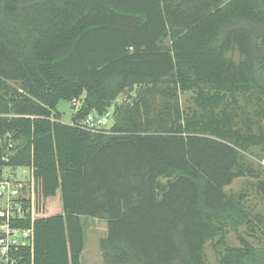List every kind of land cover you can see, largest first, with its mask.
<instances>
[{
  "label": "trees",
  "instance_id": "obj_1",
  "mask_svg": "<svg viewBox=\"0 0 264 264\" xmlns=\"http://www.w3.org/2000/svg\"><path fill=\"white\" fill-rule=\"evenodd\" d=\"M263 120L264 0H0V173L31 172L24 264H82V218L106 222L108 264H209L207 241L217 264H264V214L225 189L250 177L264 196ZM239 225L262 244H228Z\"/></svg>",
  "mask_w": 264,
  "mask_h": 264
},
{
  "label": "rangeland",
  "instance_id": "obj_2",
  "mask_svg": "<svg viewBox=\"0 0 264 264\" xmlns=\"http://www.w3.org/2000/svg\"><path fill=\"white\" fill-rule=\"evenodd\" d=\"M189 94H184L181 96L182 100L188 98ZM122 97L120 96L119 100ZM56 110L60 113L61 122L70 123L74 113L73 104L69 100L60 99L56 104ZM109 120V119H108ZM108 123V122H107ZM264 123V120H263ZM107 125V124H106ZM253 163L257 169H260L261 178L264 179V165L259 164L256 159H253ZM263 166V167H262ZM30 169L26 167H18L10 171L9 168H4L3 173H12L17 178H26L29 174ZM31 173V172H30ZM256 180L250 177H240L233 180V182L228 185L225 189L229 193L237 194L241 191L246 190L248 192V198L246 204L252 207V213L259 212L264 214V196L258 194L255 186ZM84 224V247L81 254L82 264H108L103 260L102 253L100 250L101 239L106 236L107 225L104 220L96 218H82ZM256 234L261 238V234ZM243 237L250 241L254 245L262 244L261 240H257L254 236L248 234V230L245 225H239L236 228H229L227 233V243L231 245H240V238ZM263 239V237L261 238ZM27 242H31L26 239ZM221 249L220 247H218ZM205 254L209 264H217L218 255L213 246V242L207 241L204 247ZM33 264V263H32Z\"/></svg>",
  "mask_w": 264,
  "mask_h": 264
},
{
  "label": "built area",
  "instance_id": "obj_3",
  "mask_svg": "<svg viewBox=\"0 0 264 264\" xmlns=\"http://www.w3.org/2000/svg\"><path fill=\"white\" fill-rule=\"evenodd\" d=\"M75 107L80 105L76 98L71 100ZM109 114L99 117L89 113L84 119V124L89 126H105L108 122ZM27 179L17 178L11 172L0 173V264H24L20 261V246L31 244L26 239L32 241V228H21L14 225L17 219L21 218L23 199L31 197V184H26ZM26 189V191H25ZM28 189V193H27Z\"/></svg>",
  "mask_w": 264,
  "mask_h": 264
},
{
  "label": "crops",
  "instance_id": "obj_4",
  "mask_svg": "<svg viewBox=\"0 0 264 264\" xmlns=\"http://www.w3.org/2000/svg\"><path fill=\"white\" fill-rule=\"evenodd\" d=\"M26 178H27L28 180H30V179H31V174H30V171H29V174H28V175H26ZM31 198H32V191H31Z\"/></svg>",
  "mask_w": 264,
  "mask_h": 264
}]
</instances>
